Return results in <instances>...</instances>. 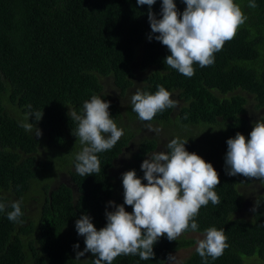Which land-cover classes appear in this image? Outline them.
I'll use <instances>...</instances> for the list:
<instances>
[{
    "label": "trees",
    "instance_id": "obj_1",
    "mask_svg": "<svg viewBox=\"0 0 264 264\" xmlns=\"http://www.w3.org/2000/svg\"><path fill=\"white\" fill-rule=\"evenodd\" d=\"M254 2L257 6L250 8V0H234L247 17L245 23L214 54L212 65L194 63L195 74L188 78L164 62L170 55L165 46L148 40L158 34L151 32L149 6H138L136 0H0V203L5 204L0 211V264H92L91 253L76 261V252L85 245L75 222L88 215L97 230L106 226L105 212L114 210L108 202L123 205V173L134 170L147 183L140 165L157 152L159 139L144 134L133 139L155 125L168 130L171 139L188 140L189 153L204 142L197 155L218 166L220 183L214 191L220 203L202 206L195 217L198 229L184 233L223 229L229 246L206 261L195 249L179 264H264V183L257 180L260 190L253 195L250 213L239 216L245 207L243 188L254 179L227 175L224 162L226 141L237 132L249 138L254 124L264 120V113L257 121L247 117L249 102L264 112V0ZM161 3L156 0L151 7L157 19ZM174 3L180 13L186 8L182 0ZM157 86L180 105L151 121L140 120L131 104L118 106L109 90L127 97L137 89L154 94ZM93 95L110 104L116 124L136 123L138 129L97 153L101 171L82 177L75 171V155L83 146L68 108L83 115V104ZM37 112L42 118L37 122L30 117L29 123L45 134L39 138L19 126L26 115ZM199 129L216 137L218 150L213 139L190 137ZM171 139L163 144L164 152L170 151ZM64 171L72 186L58 182L51 187L52 177ZM16 201L23 215L12 222L7 214ZM32 202L36 214L29 207ZM124 207L131 214L132 208ZM193 245V239L162 236L153 246V259L121 255L113 264H161L171 252Z\"/></svg>",
    "mask_w": 264,
    "mask_h": 264
},
{
    "label": "clouds",
    "instance_id": "obj_2",
    "mask_svg": "<svg viewBox=\"0 0 264 264\" xmlns=\"http://www.w3.org/2000/svg\"><path fill=\"white\" fill-rule=\"evenodd\" d=\"M182 2L186 8L180 13L174 0H162L160 18L157 19L151 11L156 0H136L138 6H149L147 15L151 32L158 34L149 35L148 40L155 39L170 52L164 60L167 66L191 78L195 74L193 64L212 65L214 54L235 37L247 17L234 0ZM256 6L254 0H250L248 7ZM171 97L172 93L163 86H157L154 94L137 89L131 96L132 111L140 120L151 121L157 113L178 105ZM109 107L108 102L93 95L84 102L83 115L68 108V116L78 125L76 138L83 146L75 155V171L82 177L101 171L96 154L112 149L124 134L111 118ZM42 115V112L26 115L19 126L39 138L42 133L29 123V118L38 122ZM149 130L159 132L151 126ZM187 142L177 137L167 144L169 152L157 151L148 155L140 165L147 183H142L134 170L122 174L123 205L108 202L114 210L105 212L106 226L97 230L88 215H81L76 220V232L84 237L85 245L83 251L76 252V261H80L85 253L95 257L92 264H113L121 255H138L141 260H150L154 258L153 246L160 237L175 241L189 229H198L195 217L200 208L207 206L209 201L213 205L220 203L214 191L220 181L210 163L186 151ZM226 145V174L264 183V120L259 119L254 124L249 138L237 132ZM124 205L132 208L131 214ZM11 208L7 218L18 222L23 215L21 202H13ZM4 209L5 204L0 203V211ZM228 246L224 230L210 227L205 230L204 238L197 241L196 252L205 261L207 257L217 259ZM73 247L78 249L79 244ZM174 262L175 256L169 255L167 264Z\"/></svg>",
    "mask_w": 264,
    "mask_h": 264
},
{
    "label": "rangeland",
    "instance_id": "obj_3",
    "mask_svg": "<svg viewBox=\"0 0 264 264\" xmlns=\"http://www.w3.org/2000/svg\"><path fill=\"white\" fill-rule=\"evenodd\" d=\"M109 88V87H108ZM110 90V94L112 97V101H114L118 106H120L121 108L123 107H127V104H131V96L132 94L128 95L127 97H120L115 90H111V88H109ZM134 93V92H132ZM171 99L176 100L175 97H171ZM177 101V100H176ZM180 103L178 101V105L174 108V111L176 112L178 110ZM129 110V112L132 114L131 109L127 108ZM263 111L262 110H256L254 109V105L253 103L249 102L248 106H247V117L251 120H258L260 115H263ZM136 122V121H135ZM138 124V123H137ZM118 128L123 129V133L128 134L130 133H136V130L138 129V126H136V123H128V122H119L118 124H116ZM140 125V124H139ZM152 129H159V132L156 131H144L137 135L136 138H134L133 140L136 141L140 138L143 137L144 135H149V136H156L159 139V146H158V150L157 151H164L163 149V144L166 143L168 140L171 139V135L169 134V131L164 129L163 126L160 127L158 125L152 126ZM147 129V128H146ZM45 136V134L42 133V135L40 137ZM191 138H195V139H203L205 137H207V133H202V131L199 130H195L191 133L190 135ZM216 137H207V140L209 139H213L211 143H215L214 147H218V142L215 139ZM172 140V139H171ZM200 144V143H199ZM198 147L202 150L206 145L203 142L202 144L199 145ZM198 148V151L195 152V154L200 153L201 154V150ZM218 150V148H217ZM218 153V151H217ZM41 156H46L43 152H41ZM129 156V154H128ZM127 156V157H128ZM125 158V154L122 156V160ZM213 166V168L217 169V165L215 163V160L212 162L211 164ZM58 182H63L66 183L68 186H72L71 184V180H70V176L69 174L64 171L61 173H57L56 175H54L51 179V187H54L55 185H57ZM244 190V194H245V199H244V204L245 207L238 213L239 216L245 217L248 216V213H250V207H251V201L253 198V195L255 193H257L260 190V186L257 184V180H253L252 181V186H248L246 188H243ZM29 207L31 208V212L32 214H36L35 212L38 211L37 205L35 203L32 202V205ZM178 238H187V239H193L194 240V245L188 248H184V249H180L178 251L175 252H171L169 255L175 256V262L174 264H179L181 263L183 260H185L189 254L194 251L197 247V241L202 240L204 238V234L201 233H196V232H189V233H183L181 236H179ZM165 264H167V260L165 261Z\"/></svg>",
    "mask_w": 264,
    "mask_h": 264
}]
</instances>
